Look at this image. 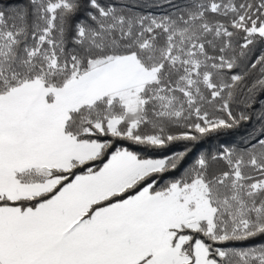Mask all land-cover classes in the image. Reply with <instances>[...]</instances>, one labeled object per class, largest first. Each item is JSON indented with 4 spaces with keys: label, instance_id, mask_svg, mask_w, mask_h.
Listing matches in <instances>:
<instances>
[{
    "label": "trees",
    "instance_id": "16d2710c",
    "mask_svg": "<svg viewBox=\"0 0 264 264\" xmlns=\"http://www.w3.org/2000/svg\"><path fill=\"white\" fill-rule=\"evenodd\" d=\"M262 30L264 0H0V95L36 81L61 89L128 56L155 71L136 114L111 95L69 112L66 134L99 143L95 158L17 173L23 184L59 182L0 206L35 209L125 151L163 167L92 206L83 222L146 189L165 195L202 183L212 222L170 230L172 245L187 239L186 264H195L198 242L215 264H264Z\"/></svg>",
    "mask_w": 264,
    "mask_h": 264
},
{
    "label": "crops",
    "instance_id": "0c3cea01",
    "mask_svg": "<svg viewBox=\"0 0 264 264\" xmlns=\"http://www.w3.org/2000/svg\"><path fill=\"white\" fill-rule=\"evenodd\" d=\"M89 73L61 89L36 81L0 95V198L36 197L59 182L23 184L19 172L68 171L100 153L99 143L77 142L65 132L71 110L102 98L85 84ZM143 163L118 152L101 171L75 178L35 209L0 206V264H184L174 253L170 230L191 217L181 199L180 205L169 199L173 191L152 195L146 189L83 222L92 206L135 185Z\"/></svg>",
    "mask_w": 264,
    "mask_h": 264
},
{
    "label": "rangeland",
    "instance_id": "374dc122",
    "mask_svg": "<svg viewBox=\"0 0 264 264\" xmlns=\"http://www.w3.org/2000/svg\"><path fill=\"white\" fill-rule=\"evenodd\" d=\"M261 32H264V30ZM154 77L155 71L145 69L134 56H131L98 65L83 79L89 90L98 91L97 96H116L124 102L129 113L136 114L141 103L139 93L145 84L153 81ZM92 101L93 99L83 103L88 104L92 103ZM119 123L118 119H112L109 122L110 131L113 132ZM162 167V160L144 162L142 170L134 176L133 181L136 184L150 173L161 170ZM194 185L195 187L191 186V188L174 189L172 190L173 193L169 196V199L176 203H178V199H181L183 204H178L185 209L187 216L190 215L191 217L185 226L191 229L198 228L199 223L203 220L211 223L214 216V209L206 197L205 186L202 183H196ZM174 205L177 206L176 204ZM186 240V238H181L174 243L175 246L173 245L175 247V255L180 256V261L184 264L187 261L183 257L181 249ZM195 257L196 264H208L210 259L202 243L198 242L196 244ZM210 261L213 263L212 260Z\"/></svg>",
    "mask_w": 264,
    "mask_h": 264
}]
</instances>
